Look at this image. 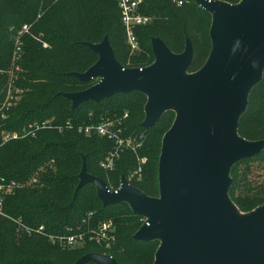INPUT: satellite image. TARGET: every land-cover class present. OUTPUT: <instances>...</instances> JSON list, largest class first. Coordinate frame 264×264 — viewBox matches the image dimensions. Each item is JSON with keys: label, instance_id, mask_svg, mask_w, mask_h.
<instances>
[{"label": "trees", "instance_id": "1", "mask_svg": "<svg viewBox=\"0 0 264 264\" xmlns=\"http://www.w3.org/2000/svg\"><path fill=\"white\" fill-rule=\"evenodd\" d=\"M183 1L180 7L170 0L146 2L142 13L152 22L135 31L139 49L131 55L115 0H0V116H6L0 120L2 130L22 134L33 123L50 121L52 126L39 130L34 138L0 147V178L20 183L38 180L36 186L20 189L6 199L5 214L30 228L42 227L45 233L27 236L17 224L0 218V264H74L93 253L112 257L117 264H153L158 243L144 244L132 238L143 218L127 205L104 207L91 186L76 189L84 158L86 172L101 179L108 189H117L124 178L147 197L157 198L161 141L174 113L166 112L155 126L142 129L146 99L139 93L85 103L74 111L61 94L81 92L97 83H81L69 74L85 73L97 62V55L86 44H99L104 37L115 60L125 69L146 68L153 63V38L177 55L184 51L187 38L193 49L188 72L198 71L211 50V17L192 0ZM215 1L231 5L240 2ZM23 26L28 30L19 38L21 52L15 70V42ZM9 90L14 100L6 108L3 105ZM125 112L128 118L123 132L141 137V147L135 153L123 151L114 169L106 172L100 163L113 151V142L87 137L78 129L101 119L122 117ZM237 133L249 142L264 141V71L260 83L249 93ZM137 159H145L140 180L130 179ZM230 177L229 198L240 213L264 206V151L234 166ZM107 220L114 226L113 242L107 246L89 241L87 233ZM77 233L86 234V239L76 249L50 241V237Z\"/></svg>", "mask_w": 264, "mask_h": 264}, {"label": "water", "instance_id": "2", "mask_svg": "<svg viewBox=\"0 0 264 264\" xmlns=\"http://www.w3.org/2000/svg\"><path fill=\"white\" fill-rule=\"evenodd\" d=\"M192 1L211 17V50L198 71L188 72L193 49L187 38L178 55L153 38V63L125 69L104 37L86 44L97 62L85 73L69 74L81 83H97L61 94L74 111L85 103L139 93L146 98L142 129L174 113L161 141L158 197H147L124 178L117 192H109L86 172L84 158L76 190L91 186L104 207L127 205L143 218L132 238L158 243L153 264H264V206L243 214L229 198L233 167L264 151V141L249 142L237 133L249 93L264 71V0ZM87 263L117 264L96 253L74 264Z\"/></svg>", "mask_w": 264, "mask_h": 264}, {"label": "built area", "instance_id": "3", "mask_svg": "<svg viewBox=\"0 0 264 264\" xmlns=\"http://www.w3.org/2000/svg\"><path fill=\"white\" fill-rule=\"evenodd\" d=\"M117 8L120 14V22L122 29L124 31L125 43L130 48L131 51H136L139 49L138 40L135 36V31L138 28L148 26L152 22V18L143 15L142 7L146 4L148 0H115ZM171 3L175 4L177 7H180L184 4L183 0H170ZM28 27L23 26L22 30L18 32L15 42V52L13 59V69L18 70V67L14 68V63L18 59V55L21 52V43L20 36L24 33H27ZM42 47L44 49L47 48L46 44H43ZM141 69V68H140ZM11 77H13L12 70L10 72ZM14 100L12 95V91H7L5 103L3 107H10L11 102ZM2 107V108H3ZM0 120H6V116L3 113L0 116ZM128 118V113L125 112L122 117H113L112 119L106 118L101 119L98 123L81 126L79 127V133L90 137L96 136L102 139H106L108 141H112L114 144V149L111 151L106 158L100 163V168L106 172L112 171L115 167L116 162L118 161L120 155L123 151H132L136 152L137 149L141 147V137L135 138L132 136H126L125 132H123V124L124 121ZM51 122L46 121L43 123H33L28 127L27 130H23L22 134L19 133H9L5 130H2L0 125V147L5 145L8 142L21 140L25 138H34L37 135L39 130L51 129ZM62 129L59 127V131ZM137 169L130 175V179L140 180L142 166L145 164V159H137ZM128 182V181H127ZM129 183V182H128ZM38 184L37 179L29 180L28 182H17V181H9L5 178H0V218L10 220L18 225L21 229V232L27 236H43V228H30L22 224L20 221H16L8 217L4 212V206L6 199L14 194L16 191L20 189L27 188L29 186H36ZM120 184L117 189H108L109 192H117ZM114 226L110 220L103 221L98 224L96 230H92L87 234L89 241H94L96 244L101 245H109L114 240ZM86 234L77 233V234H69L63 237H50V241L54 244L57 241L61 246L66 248H72V246L76 245L78 242L81 244L84 242Z\"/></svg>", "mask_w": 264, "mask_h": 264}, {"label": "rangeland", "instance_id": "4", "mask_svg": "<svg viewBox=\"0 0 264 264\" xmlns=\"http://www.w3.org/2000/svg\"><path fill=\"white\" fill-rule=\"evenodd\" d=\"M128 47V46H127ZM129 48V47H128ZM129 51H130V54L131 55H134V54H136L137 52H138V50H136V51H131L130 50V48H129ZM146 99V98H145ZM118 207V206H117ZM145 220L143 219V222H144ZM80 245H81V243L80 242H78L76 245H74V246H72V248L71 249H76V248H78V247H80Z\"/></svg>", "mask_w": 264, "mask_h": 264}]
</instances>
